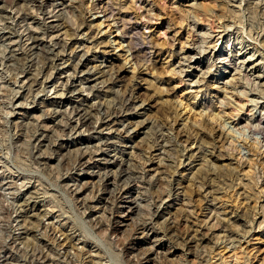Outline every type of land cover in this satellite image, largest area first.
Returning a JSON list of instances; mask_svg holds the SVG:
<instances>
[{"label": "rangeland", "instance_id": "rangeland-1", "mask_svg": "<svg viewBox=\"0 0 264 264\" xmlns=\"http://www.w3.org/2000/svg\"><path fill=\"white\" fill-rule=\"evenodd\" d=\"M263 144L264 0H0V264H264Z\"/></svg>", "mask_w": 264, "mask_h": 264}, {"label": "bare ground", "instance_id": "bare-ground-1", "mask_svg": "<svg viewBox=\"0 0 264 264\" xmlns=\"http://www.w3.org/2000/svg\"><path fill=\"white\" fill-rule=\"evenodd\" d=\"M58 6H56V8H57ZM54 11V10H53ZM9 12V11H8ZM74 14V13H73ZM129 26V25H128ZM56 27V23H55V25H54V23H50L49 25H48V28H55ZM122 27H123V25H122ZM123 28H125V27H123ZM123 30H125V29H123ZM129 30V29H128ZM124 32H126V31H124ZM126 34V33H125ZM55 36H52V38H54ZM56 38V37H55ZM223 59V58H222ZM82 65V64H81ZM87 74V73H86ZM74 77V76H73ZM248 81H249V79H248ZM251 81V80H250ZM88 88H90V87H88ZM67 90V89H66ZM129 91V90H128ZM66 95V93L65 92H63L62 93V96L60 95V97H61V99H67V98H63V96H65ZM66 102V101H65ZM68 104H70V102L68 103ZM112 112V111H111ZM220 114V112L219 113H217L215 116H217V115H219ZM115 115V114H114ZM77 116V115H76ZM111 116V115H110ZM211 116V115H210ZM114 117V116H113ZM212 118V117H211ZM210 118V119H211ZM213 118L214 119H217V117L215 118L214 117V115H213ZM219 118H221V116L219 117ZM218 118V119H219ZM213 119V120H214ZM90 120V119H89ZM77 123H76V126H74V128H75V130L77 131V129H78V124H79V122L82 124V126H84L85 127V130L86 131H89V132H93L94 133V131H98V130H101L100 128L102 127V126H105V129H106V131H107V133H108V131L110 132V130H111V128H110V123H111V121H112V119L111 118H106V120L104 121V122H102V123H100L99 125L97 124V125H88L85 121H83V120H81L79 117H78V119H77ZM115 121V120H114ZM117 121H118V119H117ZM216 121H218V120H216ZM94 122V121H93ZM92 122V123H93ZM98 122V121H97ZM96 122V123H97ZM196 123H197V121H196ZM220 124V123H219ZM249 127H251V124L249 125V123L248 124H246V125H243V126H241V127H237V128H231L232 129V131H234V132H236V133H238L237 135H238V137H241V136H245V130H249V129H251V128H249ZM117 129V128H116ZM229 131H231V130H229ZM78 133L80 132V131H77ZM234 132H233V134H234ZM235 133V134H236ZM254 133V132H253ZM229 134H230V132H229ZM232 134V133H231ZM234 134V135H235ZM112 137V136H111ZM230 137H231V141L229 142V144L231 145V146H235V142L237 141L236 139H235V137L234 136H231L230 135ZM246 138H248V136L247 137H245V139ZM250 139V138H249ZM255 140L253 141L254 142V146H255V144L256 143H260V141L258 140V137H256V138H254ZM102 140V139H101ZM104 142H106L105 140H103ZM235 141V142H234ZM262 143H263V141H262ZM106 144V143H105ZM107 145V144H106ZM105 145V146H106ZM264 145V144H263ZM256 147V146H255ZM233 148V147H232ZM236 148V147H235ZM107 150V149H106ZM238 150H239V147H238ZM239 152V151H238ZM99 153V152H98ZM101 155H105L103 152L102 153H100V154H97V156H101ZM126 195V194H125ZM127 198V197H126ZM127 203H130V204H128V206H127V208L129 209V210H131L132 208H133V201H131V200H128L127 201ZM123 212V211H122Z\"/></svg>", "mask_w": 264, "mask_h": 264}]
</instances>
